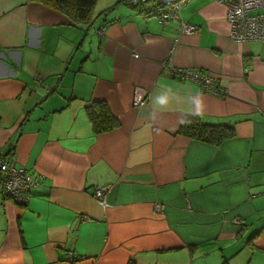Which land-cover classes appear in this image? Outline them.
Instances as JSON below:
<instances>
[{
    "label": "crops",
    "instance_id": "1",
    "mask_svg": "<svg viewBox=\"0 0 264 264\" xmlns=\"http://www.w3.org/2000/svg\"><path fill=\"white\" fill-rule=\"evenodd\" d=\"M147 2L97 0L76 23L0 0V151L38 178L26 204L0 192V264H264V41L231 42L216 0L165 21ZM137 90L148 98L134 107ZM96 101L114 130L93 133ZM187 116L233 135L190 139ZM95 187H108L105 204Z\"/></svg>",
    "mask_w": 264,
    "mask_h": 264
},
{
    "label": "built area",
    "instance_id": "2",
    "mask_svg": "<svg viewBox=\"0 0 264 264\" xmlns=\"http://www.w3.org/2000/svg\"><path fill=\"white\" fill-rule=\"evenodd\" d=\"M147 0H141L145 2ZM164 4L173 7L165 8L159 16V20L165 21L170 18H177L176 11L183 2L188 0H159ZM226 8V19L229 25L228 39L235 43L250 41H264V0H216ZM138 0H132L131 4H137ZM197 30L196 26L180 22L179 31L182 34L191 35ZM167 73L179 80H187L197 83L205 92L215 95H224V90L216 80L206 76L200 71L192 69H174L168 67ZM148 95L144 91L137 90L133 97V106L138 107L146 103ZM35 186L32 176L27 175L22 169L12 163L10 156L2 155L0 151V192L8 199L18 203L26 204L29 200L30 189ZM108 187H95L94 196L100 204H105L104 197ZM159 206L155 209L158 210ZM244 222L242 221L241 224ZM68 262H74V258L67 256Z\"/></svg>",
    "mask_w": 264,
    "mask_h": 264
},
{
    "label": "trees",
    "instance_id": "3",
    "mask_svg": "<svg viewBox=\"0 0 264 264\" xmlns=\"http://www.w3.org/2000/svg\"><path fill=\"white\" fill-rule=\"evenodd\" d=\"M39 2L42 5L48 6L70 18L76 23H88L91 20L92 11L94 10L97 0H31ZM132 1V0H130ZM135 6L143 5L140 2ZM156 3L155 8L166 10V4L159 0H152ZM148 3V2H147ZM155 9V10H156ZM154 8L150 11L152 12ZM160 14L158 15L159 18ZM178 79V78H177ZM86 116L92 125L93 133L100 134L114 130L118 126L116 118L110 112L108 105L102 101L91 102L85 107ZM179 132L193 140L219 145L226 138L233 135V130L230 126L219 125L211 126L201 123L198 118L187 116L179 129ZM20 169V168H19ZM27 175L32 176L33 180L37 181L33 173L22 169ZM102 188V187H99Z\"/></svg>",
    "mask_w": 264,
    "mask_h": 264
},
{
    "label": "rangeland",
    "instance_id": "4",
    "mask_svg": "<svg viewBox=\"0 0 264 264\" xmlns=\"http://www.w3.org/2000/svg\"><path fill=\"white\" fill-rule=\"evenodd\" d=\"M101 2V1H100ZM174 5H176V4H171L170 6H168V7H166V8H170V7H173Z\"/></svg>",
    "mask_w": 264,
    "mask_h": 264
},
{
    "label": "flooded vegetation",
    "instance_id": "5",
    "mask_svg": "<svg viewBox=\"0 0 264 264\" xmlns=\"http://www.w3.org/2000/svg\"><path fill=\"white\" fill-rule=\"evenodd\" d=\"M147 1H150V0H147ZM147 1H145V2H147ZM152 1V0H151Z\"/></svg>",
    "mask_w": 264,
    "mask_h": 264
}]
</instances>
